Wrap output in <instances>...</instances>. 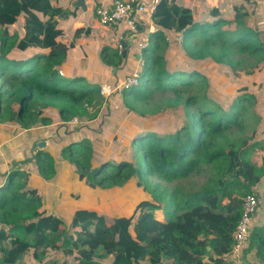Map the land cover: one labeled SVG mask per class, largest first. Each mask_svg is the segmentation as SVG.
<instances>
[{
  "label": "trees",
  "instance_id": "1",
  "mask_svg": "<svg viewBox=\"0 0 264 264\" xmlns=\"http://www.w3.org/2000/svg\"><path fill=\"white\" fill-rule=\"evenodd\" d=\"M251 1L249 7L234 6L227 19L215 7L212 15L218 19L199 23L190 8L176 0H159L152 16L159 29L150 34L149 43L138 53L141 56L137 61L142 62L139 83L123 88L110 99L101 94L99 85L61 75L60 67L75 47V40L69 44L57 41L61 35L58 18L66 20L70 13L53 7L51 0H0V124L17 125L15 132L7 127L10 139L16 137L19 126L30 130L39 124L38 110L42 106L57 109L65 123L78 121L92 135L100 131L88 124L97 122L102 112L113 119L117 109L113 98L123 100L125 108L146 119L182 107V118L171 123L174 131L160 135L152 129L134 139L133 155L127 160L118 156L121 149L107 145L98 148L100 145L88 138L77 136L69 138L70 143H56L63 148L61 154L69 155L79 179L90 188L117 190L133 183L142 187L145 198L129 216L111 217L96 209L79 210L68 219L47 214L40 211L41 197L35 190L27 191L28 181H22L32 169L13 168L7 183L0 187V264H26L30 253L42 263L48 258V250L62 253L52 264L230 263L245 199L256 195L260 201L257 190L264 182V139H259L264 132L256 138L247 137L249 107L257 97L249 87H241L232 100L210 90L208 75H202L189 60L194 63L211 58L220 65L217 70L224 77L240 78L241 72H255L264 62V31L261 24L256 26L248 20L250 8L258 15L262 8ZM20 19L24 21V33L14 34L11 29ZM176 36L183 38L182 45ZM194 40L203 44L196 45ZM172 50L185 54L188 61L182 56L183 65L193 69L168 62ZM13 52L29 56L12 57ZM244 55L254 61L237 59ZM112 56L118 61H111ZM124 58L120 50L105 48L102 52L108 66L119 68ZM159 93L169 96L155 109L147 105L136 108L135 104H148ZM104 103L109 105L107 110ZM257 112L260 118L253 117L257 122L262 118L263 124L264 103ZM40 123L49 126L53 122L43 116ZM256 128L252 127V135L257 133ZM98 129L102 131L103 127ZM109 139L121 144L126 138L113 132ZM125 142L123 146H127ZM105 147L107 153L102 152ZM258 152L263 153L262 163L255 158ZM26 162L39 165V173L47 178L56 175L51 156L45 161L37 154L33 161ZM47 165L51 174L44 172ZM158 212L163 213L164 220L158 219ZM94 242H100L96 249L87 246ZM60 243L68 247L62 248ZM252 251L264 264V224L252 225L243 254Z\"/></svg>",
  "mask_w": 264,
  "mask_h": 264
},
{
  "label": "rangeland",
  "instance_id": "2",
  "mask_svg": "<svg viewBox=\"0 0 264 264\" xmlns=\"http://www.w3.org/2000/svg\"><path fill=\"white\" fill-rule=\"evenodd\" d=\"M251 13V23L258 26L257 19L262 18V20H264V12H260L258 15V13H255L252 8ZM21 21L22 20L20 19V22L11 29L12 33L19 35L23 34L22 27L24 23ZM261 28L262 31H264V24L261 25ZM195 41L197 42V40H194L192 43L199 46L203 44L201 41L199 43H196ZM24 55L25 54H20V52H13L11 54L12 57L19 58ZM184 55L185 54L181 55L178 50L169 51L168 62L171 63V61H175L176 65L181 68L184 63L182 62V56ZM186 57L187 56L185 55L184 59L188 61V58L186 59ZM237 59H247L252 62L254 61L253 59L247 58L246 55L239 56ZM101 60H103L102 57ZM125 60L130 61L131 63L130 66H128V72L131 71V66L138 62L136 57L132 54H129L128 59ZM189 62L194 64V68L199 69L202 75H208V78L210 79V90H216L218 93H222L226 97L229 96L231 100L237 95V92L241 87H249V92L256 95L257 101L255 102L257 103L254 102L249 107L251 116L248 120L249 131L247 132V137L256 138L257 135H260L262 128L264 127H261L262 118L257 122V117H253V115L260 118L257 111L260 104L264 103V62L260 67L258 66L252 74H249L250 72H241L240 78L232 76L224 77L217 70L220 65L215 63L211 58L197 60L194 63L189 60ZM183 66L187 69H193L186 65ZM166 96L169 95L159 93L153 97V100L147 102L148 104L140 102V104L137 103L135 106L140 110L143 109V106L145 105L149 106L150 109H155L156 105H158L159 102H162ZM112 100L113 105L117 106V109H115L112 113L114 116L113 119L106 118V114L102 112L97 122L88 124L93 129L100 131L98 133L94 132L96 133L94 135L89 134V129L82 128L81 124L75 120L70 123L63 122L57 109H54L55 111H53L52 108L45 109L44 106L38 110L39 118L37 119L38 121H42L43 116L51 119L53 123L49 126H42L40 121L39 124L37 122V124H35L30 130H25L19 126L18 131H16V137L10 139L9 135L11 132L7 131V127L15 132L17 125L10 124L7 126L9 123L0 124V187L2 184L5 185L7 183V176L13 168L15 170H19L21 166L24 171H29L31 168L32 171H29L31 175H26L22 181H28L27 191L35 190L36 196L41 197L42 206L40 211H45L47 214L61 215L60 217H64L65 219L72 218L79 210L91 209H96L99 213L107 214L111 217L131 215L138 202L145 198L146 192L142 187L133 183L127 188L117 190L102 189L100 187L90 188L88 185L84 184V180L79 179L75 166H73L68 159L69 155L64 152L61 154L63 148H60L56 143L61 141L63 144L70 143V139H76L77 136V139L88 138L94 143L100 145L98 148H102L104 145H107L109 147L115 146L118 149H121L118 156H122V159L127 160L132 158L134 139L144 136L145 133L152 129H156L160 135H164V132L166 131H174L175 126L171 123L174 121L177 122L180 118H182V107L163 111L153 117L148 116L146 119L135 111L125 108L123 100L122 102L121 100L115 98ZM244 105L248 107L250 104L244 103ZM108 107L109 105L104 103L103 109L107 110ZM260 115H262V112H260ZM62 125H67L68 128L63 127ZM254 126L257 127V133L252 135V127ZM77 127H81L80 132H76ZM100 127H103L102 131L98 129ZM113 132L121 133L122 137L126 138V142L123 140L121 141V144H118L114 140L109 139ZM79 133L81 134V137H79ZM6 139L10 140L7 141ZM123 142H125L127 146H123ZM40 144L42 146H40ZM113 148L114 147H112V149ZM130 148L132 149L131 153H129ZM108 151L109 149L106 147L102 150L104 153H107ZM37 154H41L45 161H50V156L54 158L56 166V175L54 177L47 178L39 173V165L37 164L36 167L31 165L32 163L26 165V161H33ZM257 154L262 155L260 152ZM113 155L114 154H111V157ZM255 158L258 162L262 163V156H256ZM44 172L45 174H51L49 165H47L46 169H44ZM16 182L19 183V179ZM157 217L159 220L165 219L162 212H158ZM99 244L100 242H94L89 243L87 246L96 249ZM59 245L64 249L68 247V245L64 243H60ZM39 249L40 251L42 250V248ZM61 254L62 253L58 251L48 250L46 254L48 255V258H45L42 263H39V261L33 258V253H30L27 257L28 262L25 263L52 264L54 259L61 256ZM71 261H73V259Z\"/></svg>",
  "mask_w": 264,
  "mask_h": 264
},
{
  "label": "crops",
  "instance_id": "3",
  "mask_svg": "<svg viewBox=\"0 0 264 264\" xmlns=\"http://www.w3.org/2000/svg\"><path fill=\"white\" fill-rule=\"evenodd\" d=\"M77 1L78 0H51L53 7L62 8L64 12L71 14L66 20L58 18L61 35L57 41L63 44H69L71 41L75 40V47L70 50L69 55L60 67L62 70L61 75L71 79L77 77L84 78L91 84L99 85L101 89L107 87H111L112 89L116 88L127 76L139 71L142 66L140 60L138 63L131 66V71L128 72V66H130L131 63L125 59H128L129 54L134 55V57L136 54L138 55V53L141 52V44H148V37L150 34L155 33L159 28L154 24L151 14L137 15V27L141 30L135 35L132 33L127 35L128 40L135 39V45L129 47L127 56L124 58L121 67L108 66L101 60L103 50L109 48L113 51H122L120 39L122 35L129 30V27L124 23L112 27L99 24L95 14L96 8L100 6L111 7L115 0H86V9L76 7ZM137 1H144L150 4L153 0ZM176 2L182 7L190 8L194 18L199 23L217 20L218 18L212 15V11L215 7L220 8L223 18L227 19L232 16L234 6L242 4L246 7L250 6L248 0H176ZM256 2L260 3L262 8L264 7V0H252L251 4L253 5ZM262 8L259 9L260 12ZM250 11H252L251 8ZM249 21H251V19ZM21 22L24 23L23 20ZM258 24H264V20L260 18ZM79 29H81L80 36L74 39V35ZM2 31L3 28L0 26V32ZM22 33H24V30ZM169 35L174 36L172 33ZM176 39L179 44L182 45L183 38L181 36H176ZM28 56V54H25L22 58ZM136 60H138L137 57ZM111 61L118 60L115 56H112ZM113 70H115V73H113ZM116 93L120 92L117 91L114 94ZM263 126L264 123L261 127ZM261 132H264V127ZM263 136L264 134L261 135L260 139H264ZM262 155L257 154L256 156ZM257 192L260 194V201L253 225L261 226L264 224V182L259 186ZM205 262H207V260ZM229 264L260 263L257 259L256 251H252L246 255L242 253L239 258H235L232 254Z\"/></svg>",
  "mask_w": 264,
  "mask_h": 264
},
{
  "label": "built area",
  "instance_id": "4",
  "mask_svg": "<svg viewBox=\"0 0 264 264\" xmlns=\"http://www.w3.org/2000/svg\"><path fill=\"white\" fill-rule=\"evenodd\" d=\"M159 0H153L150 4L137 0H115L111 7L100 6L95 10L99 24L106 27H112L118 24H127L131 33H136V16L143 14H153L156 12ZM145 43L141 44L143 47ZM139 73L135 72L116 88L107 87L102 89L101 94L105 98H110L112 94L121 91L123 88L137 86L139 83ZM76 121V120H75ZM78 122V121H76ZM259 199L256 195L246 197L243 207V216L237 225L234 233L235 245L232 254L235 258L242 255L244 248L250 240L251 228L254 218L257 214Z\"/></svg>",
  "mask_w": 264,
  "mask_h": 264
},
{
  "label": "water",
  "instance_id": "5",
  "mask_svg": "<svg viewBox=\"0 0 264 264\" xmlns=\"http://www.w3.org/2000/svg\"><path fill=\"white\" fill-rule=\"evenodd\" d=\"M76 7L78 8H82V9H86L87 6H86V0H78L76 2ZM141 29L139 27H137V31H140ZM128 34H131L130 30H127L121 37L120 39V44H121V49H122V56L123 57H126L127 56V52H128V49L129 47L131 46H134L135 45V39H132V40H128L127 39V35ZM140 54L137 56V58L139 59L140 58ZM113 73H115V70H113ZM40 146H42L40 144Z\"/></svg>",
  "mask_w": 264,
  "mask_h": 264
}]
</instances>
